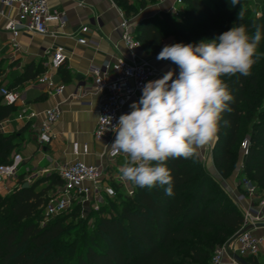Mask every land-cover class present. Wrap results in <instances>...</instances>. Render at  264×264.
Listing matches in <instances>:
<instances>
[{
    "label": "trees",
    "instance_id": "trees-1",
    "mask_svg": "<svg viewBox=\"0 0 264 264\" xmlns=\"http://www.w3.org/2000/svg\"><path fill=\"white\" fill-rule=\"evenodd\" d=\"M113 2L127 18L146 7V0ZM184 3V22L163 12L137 24L135 36L146 54L157 57L169 41L194 44L214 39L234 24H244L250 34L254 33V24L261 28L259 58L250 75L222 77L233 100L229 103L231 111L222 114L212 157L223 180L239 170L242 162L239 176L252 181L264 196V0L256 4L260 17L247 6V0H239L235 7L230 0ZM241 8L245 16L238 20ZM4 73L0 63V89ZM44 73L43 63L32 62L23 72L8 76L12 84L7 89L12 91ZM68 79L64 71V81ZM15 112V107L4 104L0 95V123ZM246 138L251 142L250 151L242 158L241 143ZM18 145L17 135L0 134V167L12 164ZM166 164L173 178L172 195L166 194L167 185L152 189L135 185L132 196L122 192L121 185H113L116 196L96 213L91 230L81 226V221L66 226L68 220L80 219V204L53 222L43 224L40 220L50 200L46 194L52 187L62 186L61 179L57 184L52 181L57 174L40 178L28 187L23 184L11 194H0V264H211L216 250L242 231L244 213L197 155L170 158ZM47 182L50 186L38 190ZM244 259L260 264L256 257Z\"/></svg>",
    "mask_w": 264,
    "mask_h": 264
},
{
    "label": "crops",
    "instance_id": "crops-1",
    "mask_svg": "<svg viewBox=\"0 0 264 264\" xmlns=\"http://www.w3.org/2000/svg\"><path fill=\"white\" fill-rule=\"evenodd\" d=\"M173 2L174 0H156L143 10L138 18L132 19L135 26L142 19L169 12ZM49 3L52 8L65 14L64 26L59 28L52 24L50 31L55 34L47 36L21 34L16 40L18 46L14 48L11 42L13 36L7 28L10 21L17 17V10L4 8L0 0V63L5 70L3 87L9 88L12 84L11 78H8L10 74L23 72L32 62L43 63L47 73L51 54L58 46L65 48L68 58L61 70L49 72L55 83L65 84L66 88L61 95L50 94L46 84L40 81L41 76L12 89L20 96V101L15 106L16 112L8 119L7 135H17L20 146L13 155L15 160L19 158V161H23L10 178L11 184L8 186L12 190L22 186L24 182L31 183L33 178L59 175L61 166L77 159L72 153L74 143L87 144L90 147V154L79 157V160L90 165H109L104 156V144L96 142L93 137L101 104V94L94 86V74L97 71L104 73L103 67L106 63L113 62L120 56H130L121 40L120 8L113 0H49ZM83 27H89V32L81 33ZM82 37L87 40L86 45L79 44L78 38ZM139 55L151 61L158 69L159 76L156 79L162 78L168 71L179 74L178 66L170 60H157L143 50ZM64 71L69 74L67 81H64ZM6 83L9 84L5 86ZM23 109L34 112L38 117L32 120L20 119L19 115ZM50 109H57L60 117L53 127L51 143L44 145L39 140V126L45 112ZM215 143L216 141L210 147L199 149L197 156L202 160L205 169L221 182L223 179L216 171L212 157ZM237 174L238 168L229 179L223 181L235 202L238 196L235 188ZM236 203L243 213L255 207L250 200ZM256 211L264 222V207L257 208ZM252 230L256 235L264 234V227ZM262 260L264 261L263 256L259 258L260 264ZM222 264L232 263L226 258Z\"/></svg>",
    "mask_w": 264,
    "mask_h": 264
},
{
    "label": "clouds",
    "instance_id": "clouds-1",
    "mask_svg": "<svg viewBox=\"0 0 264 264\" xmlns=\"http://www.w3.org/2000/svg\"><path fill=\"white\" fill-rule=\"evenodd\" d=\"M230 4L235 7L239 0ZM244 16L241 8L237 19ZM253 28L250 34L244 24H234L214 39L162 48L156 59L170 60L179 74L168 71L148 81L130 113L122 114L114 126L111 150L127 156L119 169L122 179L148 189L167 185L166 194H173L166 162L192 158L218 139L222 114L231 111L233 100L222 77L250 75L262 39L261 28Z\"/></svg>",
    "mask_w": 264,
    "mask_h": 264
},
{
    "label": "built area",
    "instance_id": "built-area-1",
    "mask_svg": "<svg viewBox=\"0 0 264 264\" xmlns=\"http://www.w3.org/2000/svg\"><path fill=\"white\" fill-rule=\"evenodd\" d=\"M249 2L257 4L258 0H249ZM2 6L17 10V17L10 21L7 28V31L13 36L11 42L14 48H17L16 40L21 34L47 36L55 34L50 31L52 24L59 28L65 24V14L52 8L49 0H2ZM184 7V0H174L169 13L179 15ZM119 10L122 17L120 24L121 40L130 56L129 58L120 56L115 61L104 65V73L97 71L94 74V86L97 92L101 94V104L93 137L96 142L104 144V156L110 165H114L118 159L127 160L125 154L114 153L111 150V143L115 139L114 126L122 114L130 113L132 110L130 105L139 101L143 86L159 76V71L152 62L139 55L142 45L135 36L136 24L134 20L127 18L124 12ZM257 16L260 17L261 14L257 13ZM88 32L89 27H83L81 30L83 34ZM78 42L81 45L87 44V40L83 37L78 38ZM67 60L65 48L56 47L51 54L48 72L41 76L40 81L46 84L49 93L52 95H61L66 86L63 83H55L49 72L59 71L67 63ZM0 95L6 105L15 107L20 101V96L17 93L5 87H1ZM37 117V114L29 112L27 109H23L19 115L22 120H32ZM59 117L60 112L57 109H50L45 112L39 126V140L42 144L49 145L51 143L53 127ZM8 123V119L0 123V134L7 135ZM250 145L249 138L244 139L241 143L242 158L248 156ZM72 153L77 159L59 168L58 174L62 186L58 188V195L50 198L45 206L44 215L47 218H55L68 212L75 202L80 205L85 202H93V206L98 209L103 197L114 198L116 196V190L111 184L109 165L108 167L90 165L79 160V157L90 154V147L87 144L74 143ZM241 167L242 162L240 169ZM12 176H14V170H0V194L13 191L7 184V180H10ZM238 185L241 192L238 193L236 202L250 200L255 207L245 211L242 231L216 250L212 264H222L226 258L232 264H237L235 256L241 258L264 257V234L256 235L252 230V228H256L255 224L263 222L256 209L264 207V196L259 192L257 186L246 177H240ZM130 194L132 195L133 192ZM247 228L250 229L245 230Z\"/></svg>",
    "mask_w": 264,
    "mask_h": 264
},
{
    "label": "rangeland",
    "instance_id": "rangeland-1",
    "mask_svg": "<svg viewBox=\"0 0 264 264\" xmlns=\"http://www.w3.org/2000/svg\"><path fill=\"white\" fill-rule=\"evenodd\" d=\"M247 1L249 2V0H247ZM155 2H156V0H146V7L143 10H145L148 6H150V4H153ZM247 6H249L254 12H256V15H257V13H260L262 15V13L259 10V8H257L259 6H257L256 4H253V3H250L249 2V4ZM143 10L139 11V13L137 15H131L128 18L129 19L138 18ZM184 12H185V7L181 9L179 15H175L173 13H170V14H171V16H173V18L175 20L180 21V22H184V18L181 16L182 13H184ZM159 16L157 15L156 17H159ZM171 44H173L172 41H169L168 42V45H171ZM3 78H5V76H3ZM7 84H9V83H6L5 86H7ZM5 88H7V87H5ZM19 146H20V144L18 145V147ZM125 161H126L125 159H118L114 163V165H110L109 164V174H110V177L112 178L111 179V184L112 185H120L121 184V186H122L121 191L124 192L125 194H128V195L132 196L133 194L131 195L130 192H134L135 184H133L130 181H126V180L122 179V177L120 175V172H119V169L121 168V166L123 165V163ZM22 162L19 161V158L17 160H15L14 155H13L12 156V164L10 166H1L0 167V170H2V171L18 170L21 167ZM39 179L38 178H33L31 180L32 181L31 183L30 182H24V183H26L29 186H31L34 182H36ZM239 180H240V176H239V170H238V174H237V177H236V183H235V188H236V191L238 193L241 192L240 191V188H239V185H238ZM52 181H53L54 184H57L60 181L59 175H54V178L52 179ZM223 181H221L220 183H221L222 187L229 193V191H228L229 189H227L228 187H227L226 183H224ZM9 182H10V180H7V184L8 185L11 184ZM120 182H122V183H120ZM47 186H50V183H47L45 185H41L38 188V190H41L43 188H46ZM20 187H22V186H19L18 188H20ZM55 188L56 187H52L48 191V193L46 194L47 198H49V197L52 198V197H55L56 195H58V193H59L58 192V187L56 189ZM13 190H16V189H13ZM11 193H5V192H3L1 195L2 196H5V195L11 194ZM108 199H110V198H108V197L107 198H104L103 197L102 200H101V203L99 204L98 209L96 208V206L95 207L93 206V204H92L93 202H85V203L81 204L82 210H81L80 219L79 220L78 219H74V220L70 219V220H68L66 222V226H68V227L75 226L78 223V221H81L82 222L81 223V226H85L86 229H88V230L93 229V227L96 224V220H97V218H96L97 214L96 213L99 212V210L101 209V207H106L107 200ZM76 204H77V202L74 203V205H76ZM40 220L42 221V223L45 224V223H48V222H53L55 220V218H47L44 215V213H43ZM76 234L77 233H75L74 235L76 236ZM212 259H213V257H212ZM211 264H212V260H211ZM262 264H264V261L263 260H262Z\"/></svg>",
    "mask_w": 264,
    "mask_h": 264
},
{
    "label": "water",
    "instance_id": "water-1",
    "mask_svg": "<svg viewBox=\"0 0 264 264\" xmlns=\"http://www.w3.org/2000/svg\"><path fill=\"white\" fill-rule=\"evenodd\" d=\"M28 186H29V185L26 184V183L23 185V187H28ZM255 227H256V228L264 227V222H260V223L255 224ZM251 228H252V227H251ZM248 229H250V228H247V229H245V230H248ZM235 261L237 262V264H249V263L246 261V259L241 258V257H239V256H235Z\"/></svg>",
    "mask_w": 264,
    "mask_h": 264
}]
</instances>
